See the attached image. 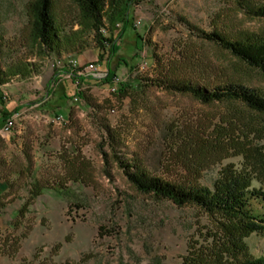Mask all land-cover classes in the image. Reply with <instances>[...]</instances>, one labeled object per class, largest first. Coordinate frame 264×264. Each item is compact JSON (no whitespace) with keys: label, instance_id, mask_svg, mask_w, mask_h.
<instances>
[{"label":"rangeland","instance_id":"obj_1","mask_svg":"<svg viewBox=\"0 0 264 264\" xmlns=\"http://www.w3.org/2000/svg\"><path fill=\"white\" fill-rule=\"evenodd\" d=\"M34 1L0 0V111L21 108L9 142L0 143V264H183L188 241L211 226V217L137 190L116 156L174 183L213 187L221 173L237 171L264 188V115L238 101L207 104L151 84L171 71L206 89L234 82L264 96L262 70L195 30L264 42V18L240 0H134L133 22H141L123 32L111 65L122 80L141 78L145 86L119 96L85 84L62 110L69 118L62 125L50 120L52 109L35 106L55 81L56 91L66 79L67 93L75 90L54 60L99 61L100 51L73 0H52L61 52L42 48L32 34ZM105 22L115 38L122 22L113 29ZM109 57L100 61L104 71ZM27 137L33 169L9 175L2 165L26 169ZM34 178L47 188L31 200ZM252 209L264 214V200L253 199ZM248 242L254 255H264V232Z\"/></svg>","mask_w":264,"mask_h":264},{"label":"trees","instance_id":"obj_2","mask_svg":"<svg viewBox=\"0 0 264 264\" xmlns=\"http://www.w3.org/2000/svg\"><path fill=\"white\" fill-rule=\"evenodd\" d=\"M81 9L84 17L91 21V26L95 31V38L98 44L99 61L104 59V53L115 57L120 51L117 40L128 26L136 29L132 18V8L134 0H73ZM242 1V0H240ZM238 2L245 6L251 15L264 18V4L253 7L249 3ZM243 2H245L243 0ZM52 0H35L32 4L34 16L32 34L38 40L42 48H49L60 53L62 50V40L59 36L54 17L52 15ZM106 17L113 29L122 22V27L118 30L116 37L106 26ZM108 28L110 35H103L101 29ZM201 38L215 42L222 48L244 61L250 66L259 68L264 72V42H254L243 39H230L219 31L206 32L195 29ZM136 37L144 42V38L136 33ZM109 45V50L107 46ZM66 49V48H65ZM68 50V49H66ZM148 56V53H147ZM155 51H152L151 58H156ZM60 59V58H58ZM123 63L128 64L125 58H121ZM67 62L62 69L69 72ZM116 68L108 67L106 75L103 77H81V84H95L110 87L113 84L117 73ZM74 74V73H73ZM173 73L163 72L160 79L151 81V84L165 88L174 92L190 94L203 103H213L216 101H238L253 111L264 115V96L258 94L254 89L243 84L228 82L222 85L206 89L198 83L192 82L185 77L173 76ZM71 83L75 85L77 77H70ZM141 78L122 80L117 84L116 92L119 96H128L132 92H137L139 88L145 86ZM55 81L48 89V96L56 92L58 83ZM83 90L60 95L52 102L46 100V94L42 97L39 107L52 109V114L57 115L56 108L67 105L69 101H75V97H81ZM21 108L13 110L2 109L0 111V132L8 117L18 113ZM69 120V118H68ZM14 133V129L11 131ZM28 143L23 148V155L27 164L26 169H14L15 166L2 165L5 171L11 173H24V170L33 169L34 156L32 154V143L30 139L23 138ZM5 140L0 134V143ZM31 144V145H30ZM113 146V145H111ZM107 155L106 152H104ZM121 168L129 181L137 190L143 193H152L157 197L172 201L178 206L194 205L204 210L211 217V226L198 231L197 235L188 241L186 254L182 257L183 264H264V255L256 256L252 253L248 239L253 233L264 232V214H257L252 209V200H264V188L253 186V179L245 173H221L213 184V187L202 185L193 180L188 183H174L161 177L150 175L141 163L136 161L125 162L116 156ZM1 162V161H0ZM30 199L40 196L46 185L35 178L31 183ZM4 188L0 185V195ZM71 264V263H68Z\"/></svg>","mask_w":264,"mask_h":264},{"label":"built area","instance_id":"obj_3","mask_svg":"<svg viewBox=\"0 0 264 264\" xmlns=\"http://www.w3.org/2000/svg\"><path fill=\"white\" fill-rule=\"evenodd\" d=\"M141 20L138 19L135 24H140ZM120 26V23L118 24V27ZM101 32L103 35H106L108 33V28L106 27H103L101 29ZM145 62L147 61H144L140 64V68L143 67V65L145 64ZM62 64V65H61ZM53 66H56V67H64L63 63H58L56 61L53 62ZM68 67V70L69 72H64V74L67 76V77H71L72 75L75 74V76L77 77V80L75 82V88L80 92L82 91V88H83V85L85 84H81L79 82V79L81 77H89V76H93V77H103L106 75V72L104 70H102L100 68V65L97 61H87V62H76V64L74 66H67ZM61 74V72H59ZM74 73V74H73ZM122 81V79L117 75L113 81V84L110 86V89L113 91V90H116V87H117V84ZM8 96V93L5 92L4 94V98H7ZM75 101H78L79 100V97H75L74 99ZM59 116H62V117H65L63 114H57ZM6 121H11V130L13 129V126H12V116L11 117H8Z\"/></svg>","mask_w":264,"mask_h":264},{"label":"crops","instance_id":"obj_4","mask_svg":"<svg viewBox=\"0 0 264 264\" xmlns=\"http://www.w3.org/2000/svg\"><path fill=\"white\" fill-rule=\"evenodd\" d=\"M122 38H123V33L121 34L120 39L117 41V43L121 42V41H122ZM112 58H113V56L109 57V58L107 59V61H106V71L108 70V67H109V66L112 68V65H111V60H112ZM88 61H90V60H88ZM80 62H87V61H80ZM97 62L99 63L100 68H101V62H100V61H97ZM116 67H117V66H116ZM67 69H68V67H67ZM101 69H102V68H101ZM102 70H103V69H102ZM106 71H105V72H106ZM55 77H56V74L54 73V75H53L52 78H51V81H53ZM63 84H64V85H63V87H62L61 89H59L58 91H56L54 94H51L50 96H48V90H46V92H45V94H46L45 99L54 102V101H56V100L59 98L60 95L68 94V93H67L68 79H66V80L64 81ZM71 84H72V83H71ZM48 85H49V84H48ZM72 85H73V87H74V84H72ZM48 89H49V88H48ZM45 94H44V95H45ZM39 104H40V102H37L35 106H37V105L39 106ZM67 107H68V104L65 105V106H64V105H61V107H60V108H56L55 111L57 112V114H64V115H66L62 110H63V109H68ZM20 111H21V109L19 110V112H20ZM52 113H53V112H52ZM4 125H5V123H4ZM3 127H4V126H3ZM0 134H1V137L5 140V142H9V140H10L9 136H10L11 134H13V132L4 133V132H3V129H2L1 132H0Z\"/></svg>","mask_w":264,"mask_h":264},{"label":"bare ground","instance_id":"obj_5","mask_svg":"<svg viewBox=\"0 0 264 264\" xmlns=\"http://www.w3.org/2000/svg\"><path fill=\"white\" fill-rule=\"evenodd\" d=\"M54 61L58 62V63H62V59H55ZM70 66H74L76 64V62H79L77 59L75 58H70L68 61H67ZM144 67V66H143ZM114 91V90H113ZM19 117V112L18 113H15L13 116H12V126H13V129L15 128L16 126V119H18ZM53 123H58V124H67L69 123V120L68 118L66 117H62V116H59V115H56V116H53L51 119H50ZM12 129V130H13ZM11 130V121H6L5 122V125L3 127V132L4 133H9L12 131Z\"/></svg>","mask_w":264,"mask_h":264}]
</instances>
